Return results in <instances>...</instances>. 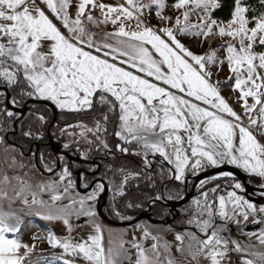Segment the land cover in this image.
Segmentation results:
<instances>
[{
	"label": "snow or ice",
	"instance_id": "6c2138e0",
	"mask_svg": "<svg viewBox=\"0 0 264 264\" xmlns=\"http://www.w3.org/2000/svg\"><path fill=\"white\" fill-rule=\"evenodd\" d=\"M72 6L73 0H0V133L15 131L18 121L22 137L43 140L50 124L44 114L47 105L41 111L33 104L26 114L14 109H23L30 100L50 102L60 118L51 135L59 132L69 138L63 149L75 145V154L83 159H115L119 152L140 157L142 163L135 169L105 163L102 178L95 177L100 169L93 164L88 169L93 178L81 171L77 184L75 161L63 153L41 150L37 163L31 148L25 157L23 145L6 146L4 152L12 155L4 156L6 167L0 169V264H38L45 254L33 256L36 240L62 250L45 264H77L78 259L84 264H123L131 261L126 244L136 252L134 264H175L171 245L161 243L162 237L147 225L134 226L141 231L139 240L133 234L125 241L123 233L108 229L106 241L96 204L107 190V210L121 221H131L134 218L121 207L140 209L145 201L154 207L157 201L182 200L190 175L225 164L241 170L264 199V0H233L227 19L213 15L222 6L220 0H174L172 7L179 12L174 20L163 14L167 0H76L74 15ZM153 7L163 26L145 23V12ZM192 16L198 21L193 23ZM109 24L112 31L89 28ZM180 36L202 38V45L209 38L222 43L196 54ZM221 49L226 53L222 59ZM225 63L230 75L213 82L212 68L219 71ZM221 84H231V97L221 94ZM69 115L77 119L61 127L60 120ZM132 181L162 190L121 206L119 200L128 195ZM171 182L175 184L170 187ZM78 187L91 191L82 195L75 191ZM195 187L198 195L180 211L183 222L196 231L176 233L177 251L186 250L196 264L200 257L209 264H233L231 253L241 254L239 264H264V203L251 198L255 193L245 195V185L231 171L206 175ZM64 199L68 203L61 205ZM32 217L61 222L67 235L48 230L46 236H33L32 244L23 242L19 233ZM72 217L86 218L92 228L86 239L72 236ZM249 222L260 227L246 231ZM230 225L248 242L234 238ZM149 238L153 243L145 247L143 241ZM253 238L258 247L251 243Z\"/></svg>",
	"mask_w": 264,
	"mask_h": 264
},
{
	"label": "rangeland",
	"instance_id": "374dc122",
	"mask_svg": "<svg viewBox=\"0 0 264 264\" xmlns=\"http://www.w3.org/2000/svg\"><path fill=\"white\" fill-rule=\"evenodd\" d=\"M123 3H124V0H121ZM174 3V0H167V6L166 8L164 9V12L163 14L165 16H171L173 18V20L175 19V16L179 14V12L177 10H175L172 5ZM110 4H116V3H113L111 2ZM154 14H153V13ZM144 21L146 24H149L150 26H156V27H160V26H163L161 24V22H159L156 17H155V8L153 7L152 11H146L145 12V15L143 17ZM191 21L193 23L197 22L198 21V16H192L191 18ZM134 21H133V25H134ZM89 28L91 31H99L100 29H97L95 27H92L91 25H89ZM108 29L107 30H111V28L108 26L107 27ZM182 41V43H184L187 47L190 48V50H192L193 52H195L196 54H203L204 52L208 51L209 49V45H211L212 48H217L221 43L222 41L219 39V38H209V42L207 43H204L203 45L201 44V39L202 38H197V37H188V36H180L179 37ZM228 38L226 37L225 38V41L227 40ZM226 55V53L221 49L219 52H218V56L222 59L224 58V56ZM212 71L214 73L213 75V82H215L216 80H221V81H224L227 79V77L230 75L229 71H228V68H227V64L225 63L224 65L221 66V68L219 69V71L216 69V68H212ZM218 72V74H217ZM234 82V81H233ZM221 94L223 96H225V98H229L233 95L232 91H231V84H221ZM235 95H238V93H236ZM238 112L241 111L240 107L238 104H236L234 102V100L232 99H229L228 101ZM249 102H251V100H249ZM50 103V102H49ZM35 104L37 108H39L41 111H43V104H39V103H28L27 105V108H26V111H25V114L28 112L29 110V107L31 105ZM1 106V105H0ZM49 115L48 117H50V124L49 125H46L48 127L47 128V134L50 133L48 136L46 134V128L44 129V139L43 141L46 139L48 141V144H47V149L42 146L39 150V152L41 150L45 151L46 153L47 152H51L53 154H58V153H62V151H60V149L62 148V144L68 140L69 138L67 137V135L61 137L59 132L56 133V137H53L51 135L53 129H52V126L51 125H55L57 123V120L60 119L59 116H58V113H57V120L54 121L53 123H51V115H52V111L49 109L48 111ZM256 113H254L255 115ZM47 116V115H46ZM31 119V118H29ZM64 120L61 119L60 120V126L63 127L64 125ZM245 123H247V120H245ZM27 130V129H25ZM4 133H0V136L3 137V140L5 138ZM48 137V138H47ZM49 137H51L53 140L50 141ZM11 140H13L14 138L13 137H9ZM13 138V139H12ZM114 139V138H113ZM5 143L4 144H0V169H3L6 167V165L3 163V159H4V156L5 155H8V156H11L12 153H5L4 152V148L8 145H11L8 141L4 140ZM13 141H15L16 143V147H20V139H14ZM56 143H58L59 145H61V147L59 148V151L60 152H56L53 150V148H55V145ZM116 143V141L112 142V144L114 145ZM83 147V145L81 146ZM62 150H66V149H63ZM69 151H73L75 150V145L72 146V149H67ZM66 150V151H67ZM21 151H24L23 148H21ZM26 151H24L25 153ZM68 152V151H67ZM119 152H115V154H118ZM39 154V153H38ZM38 154H37V157H35L34 159L36 160V162L38 163ZM75 154V153H74ZM29 155H27L25 153V157H28ZM94 156V155H93ZM92 156V157H93ZM67 159L69 161H77L78 159H83L81 157H79L78 155H71L69 153H67ZM117 156H115L116 158ZM78 158V159H77ZM150 159L152 157H149ZM19 159V157H18ZM94 158H91L89 160H93ZM156 159L158 160L159 157H156ZM86 160V159H85ZM115 163L114 159L112 157H109L107 161H102V162H99L97 161L96 163H94L95 165H98L99 166V169L100 171H96L95 172V177L96 178H99V177H102V173H103V170H104V165L105 163ZM142 163V161H141ZM76 164V163H75ZM226 165V164H225ZM89 166L90 164L88 165H84V168H87L89 169ZM102 166V168H101ZM231 166V165H229ZM78 167L76 169V166L72 168V172H73V179L76 180L77 179V174L78 172L80 173L81 171H84L86 172V174L89 176V178H91V176H93L92 172L90 171H87V170H83V168L81 169L82 165L78 164ZM42 170V169H41ZM89 172V173H87ZM21 175H23V172H20ZM33 175L34 177L36 178H39L35 173L31 174ZM214 175V174H212ZM45 179L48 178V174H45V176L43 177ZM53 179H58V177H56L54 174L52 176ZM193 178L194 176H189L188 177V181H189V185L184 189L185 191H181V196H183L182 194L185 193V192H189L190 190V185H192L191 183H193ZM77 181V180H76ZM106 183V181H104ZM220 183H223L222 181H219ZM199 183V182H198ZM197 183V184H198ZM247 183H248V178H247ZM248 185L250 186H254L253 184H249ZM211 186V185H209ZM80 188V189H79ZM77 188L75 191H79L82 195L83 194H86L87 192L91 191V188L89 189H86L84 190L83 187H79ZM60 191L62 192V188L60 189ZM75 194V192H73V195ZM259 194V193H258ZM103 195V193L101 194ZM198 195V190L197 188L195 187L193 193H192V196L190 197V199L188 200L187 203L183 204L184 206L189 204V202L192 200L193 197L197 196ZM43 198L45 200H48L49 199V196L47 194H45L43 196ZM111 199V192L107 191L106 192V195L105 197H101L100 196V199L98 200L97 204H96V210H97V213H98V208L100 207L101 208V211L102 213L107 216L110 220L114 221V222H117V221H120V222H127L128 220H124V221H121V220H114L112 217H110V212L107 210V206H108V203ZM262 199V198H261ZM263 200V203H264V199ZM173 201H176L175 199L174 200H161V202L165 205V207L163 206V212L160 213L161 215L156 217V214H154V211L150 210V206H143L142 209H140V212H143V211H146L147 214L149 215V217L152 219V221L146 219V218H142L140 220H138L136 223H133V224H120V225H114V224H111L109 222H106L104 221L98 214L97 216V222L105 229V240L107 241V236H108V229H111V230H114L117 234L119 233H123V236L122 238L125 240V241H131L132 239V236L133 234H135V236L137 237V240H139L140 236H141V231L140 230H137L135 229V225L136 224H141V225H147L149 230L151 231V233L153 235H157L159 234L162 239H161V243H163L164 241H167L171 247H170V252H169V255L170 257L175 261V264H196V262H192L190 260V257H188L187 255V251L185 250V252L181 253V252H178L177 251V245L179 244L178 241H176L175 239V235L177 232H184L185 230H188L190 231L188 228H191L193 229L194 231L196 230L195 228L193 227H190V226H187L183 221L185 219V217H182V214H181V209L183 208L181 206L177 207L175 210H172L171 208H169L168 205H170L171 202ZM68 203V200L67 199H64L62 201H60V204L63 205V204H67ZM167 204V205H166ZM17 207H19V205H16ZM164 208H167L168 210H165ZM139 214H136L135 216H132L134 219L136 217H138ZM160 218V219H159ZM118 219V218H117ZM168 220H170V222H168ZM163 221V222H161ZM71 223L73 224V232H72V236L74 238H76L77 240H80V239H86L87 238V235L91 233L92 231V228L90 225H88L86 223V218L82 217L80 218L79 220H77L75 217H72L71 218ZM251 224V223H250ZM234 228V232L236 233H239V230L234 226L232 225ZM246 226V225H245ZM244 226V227H245ZM169 227H171V230H169ZM259 228V227H258ZM257 228V229H258ZM257 229H250L248 231H257ZM48 230H51L52 232H54L57 236H64V235H67V231L66 229L64 228L63 224L59 221L57 222H48V221H44V220H41L39 219L38 217H32L31 218V223H26L23 227H22V230L21 232L19 233V239H21L23 242L25 243H28V244H32L34 241L32 240V237L35 236V235H45L47 234V231ZM240 234V233H239ZM10 235V238H11V234ZM234 235V234H233ZM245 237V236H244ZM121 237L119 235L115 236L114 239H116L117 241L120 239ZM37 247H36V250L35 252L33 253V256L34 257H39V254L40 253H44L45 255L43 256V258H39L38 260V264H45V261L47 259H50L51 258V254L52 253H56L57 255L61 253V249L60 248H56V249H53L51 248L47 241L44 240V241H41V240H36L35 241ZM153 243V241L149 238L147 240H144L143 241V244L145 247H150V245ZM251 243L252 244H255L257 245L258 247V244H257V241L255 240V238H253L251 240ZM126 248H129V255L131 257V261L129 260H125L123 262V264H134L135 262V259H136V252L134 249H131L130 246L128 244L125 245ZM231 247V246H230ZM185 248H186V242H185ZM161 253H162V258H163V249H161ZM206 260L203 258V257H200L199 258V263L198 264H203ZM240 262V260H239ZM77 264H84V262L82 260H77ZM209 264V262H208ZM239 264V263H237Z\"/></svg>",
	"mask_w": 264,
	"mask_h": 264
},
{
	"label": "trees",
	"instance_id": "16d2710c",
	"mask_svg": "<svg viewBox=\"0 0 264 264\" xmlns=\"http://www.w3.org/2000/svg\"><path fill=\"white\" fill-rule=\"evenodd\" d=\"M220 2H221V5H222L221 8L215 10L213 15H214V17H216L218 19H227V18L230 17V12H231V9H232V6H233V0H220ZM247 2L248 3H254L255 0H247ZM48 111H49V109H48ZM48 111L46 113H44L47 116L49 115ZM51 118H52V115H51ZM76 119H77L76 117L69 115L63 120L65 122H67V123H73V122H75ZM23 139L25 140V142L27 144H30L33 141V140H29L27 138H23ZM38 141L45 142L43 144H44V147L47 149L48 141L46 139L44 141L43 140H38ZM114 141H115V139L112 138L110 140V143H112ZM115 156H117V157L114 159L115 163L114 162L113 163L116 164L117 166L120 165V164H125L128 167L135 169V168H137L138 166L141 165V158L140 157H134L132 155L125 156V155H123L121 153L115 154ZM92 158H94L93 160H96V161H99V162H102V161L105 162V161L108 160L109 157H106L105 159L102 160V159H100L99 156H95L94 155ZM153 167H155V165H153ZM101 168H102V166H101ZM103 172H104V170H103ZM108 175L111 176L112 174L108 173ZM253 179L255 180V178H253ZM137 183H140V187L139 188L135 187V185ZM174 184H175V182H171L169 184V186L171 187ZM157 190H162V189H149V188L145 187V185H144V183L142 181H132V182H130V184L128 186V189H127L128 195L123 197V198H121L119 200V203L122 206L129 199H131L133 203H139L141 201H145V196L143 195V193H147L148 196H155ZM184 191L185 190H183V192ZM143 206H146V207L150 206V210L154 211V214H156V217L161 215L160 213L163 212V210H162L163 206L165 207V205L161 201H157L156 205L154 207L150 203L145 201L143 203ZM182 207H184V205ZM140 209H142V208H140ZM140 209L124 210L123 207H121V210L124 212V214L125 215H129V216H135L136 214H139ZM164 209L168 210L167 208H164ZM110 217H112L114 220H119L116 217H114L112 214L110 215Z\"/></svg>",
	"mask_w": 264,
	"mask_h": 264
},
{
	"label": "water",
	"instance_id": "95a60500",
	"mask_svg": "<svg viewBox=\"0 0 264 264\" xmlns=\"http://www.w3.org/2000/svg\"><path fill=\"white\" fill-rule=\"evenodd\" d=\"M28 103H41V104L47 105V106L50 107L51 110H52V115H53V116H52V121H51V123H53V122L56 120V117H57V110L54 108L53 105H51V103H49V102H45V101H31V100L28 101L27 104H28ZM9 107H12V106L9 105ZM23 109H24V108H23ZM23 109H21V110L19 109V110H20V111H23ZM16 110H18V109H16ZM49 139H50V141H52V138H51V137H49ZM53 150L56 151V152H60V151H59V144H58V143H56L55 148H53ZM62 153L65 154V155L67 154V152H65V151H62ZM77 159H78V158H77ZM78 160H81V159H78ZM217 171H231V172H233V173L236 175V177H237V178H238V179H239V180L245 185V187H246V189H247V192L245 193V195H247V194H249V193H254L255 191H260V190H259L258 188H256L255 186H250V185H248V183H247V176H246L244 173H242L241 170L234 168V166L222 165V166L220 167V169H207L205 172H202L199 176H194V178H193V183H192V185H191V187H190L189 192H185L184 195H183L184 199H182V200H176V201L171 202L170 205H168L169 208H171L172 210H175L177 207H179V206H181V205L187 203L188 200L190 199V197L192 196V193H193V191H194V189H195V185L199 182V180H200V179H204L206 175L210 176V175H212V174H216ZM76 180H77V184H79V172H78V174H77V179H76ZM78 188H79V187H78ZM79 189H80V188H79ZM84 190H86V189H84ZM106 192H107V190L103 193V195H101L102 198L105 197ZM251 198H252L253 200H255L258 204H259V203H263V200L261 199V197H260L259 194H257V193H256L254 196H252ZM99 199H100V198H99ZM166 205H167V204H166ZM98 214H99V216H100L104 221L109 222V223L114 224V225H120V224H133V223H136L138 220H140V219H142V218H146V219L152 221V219L149 217V215L147 214L146 211L141 212V213L138 215V217H136L135 219H133V220H131V221H127V222H120V221L114 222V221L110 220L107 216H105V215L102 213L100 207L98 208ZM161 222H163V221H161ZM168 222H170V220H168ZM246 227H247V228H252V229H253V228H258L259 226H258V225H250V226H246Z\"/></svg>",
	"mask_w": 264,
	"mask_h": 264
},
{
	"label": "flooded vegetation",
	"instance_id": "af4514ba",
	"mask_svg": "<svg viewBox=\"0 0 264 264\" xmlns=\"http://www.w3.org/2000/svg\"><path fill=\"white\" fill-rule=\"evenodd\" d=\"M2 106V105H1ZM11 106V105H10ZM27 106L28 105H26L25 107H24V109H23V111H21L22 113H25V111H26V108H27ZM14 110H16V109H14ZM21 110V109H20ZM19 109H18V111H20ZM53 116V115H52ZM51 120H52V118H51ZM56 120H57V117H56ZM55 120V121H56ZM18 121L16 122V130L15 131H12V129H9L5 134H4V136H5V138H4V140H6V141H8L11 145H13V144H15L16 145V143H15V141H13L14 139L16 140L17 138L18 139H20V141H21V143H20V145H23V150L24 151H26L25 153L27 154V155H30V153L27 151V149L28 148H31L34 152H36L37 154L39 153V150H40V148L42 147V146H44V144L43 143H45V142H40V141H38V140H33L30 144H27L26 142H25V140L23 139L24 137H22L21 136V134H20V130H19V126H18ZM54 124V123H53ZM52 126V125H51ZM46 127H48V126H46ZM45 127V128H46ZM46 134H47V128H46ZM50 133H48L47 134V136L49 135ZM9 137H13L12 139L13 140H11ZM48 138V137H47ZM53 140V139H52ZM61 147V145H59V148ZM60 151H65V152H67V153H69V154H71V155H75L74 153H75V151L73 152L72 150L71 151H69V150H62V148L60 149ZM65 155V154H64ZM65 156H67V154L65 155ZM97 161L96 160H89V159H81V160H77V161H75V165H76V169L77 168H79L78 167V164H80V165H82V167H81V169L83 168V170L85 169V170H87L88 171V169L87 168H84V165H88V164H90V165H93L94 163H96ZM78 170V169H77ZM91 172V171H90ZM87 173H89V172H87ZM93 174V173H92ZM93 178V176H91V178H89L90 180ZM99 178H102V177H99ZM231 232L233 233V234H236L235 232H234V230H233V228H231Z\"/></svg>",
	"mask_w": 264,
	"mask_h": 264
},
{
	"label": "crops",
	"instance_id": "0c3cea01",
	"mask_svg": "<svg viewBox=\"0 0 264 264\" xmlns=\"http://www.w3.org/2000/svg\"><path fill=\"white\" fill-rule=\"evenodd\" d=\"M103 2L104 3H106V4H110L111 2H113V3H123L121 0H103ZM37 3H39V0H37ZM75 3H76V0H73V6H72V8H70V13L72 14V15H74V13H75ZM41 7H44V5H40ZM45 11L47 12V9H45ZM152 11V10H151ZM153 13V12H152ZM49 14V16H50V18H53V17H51V13H48ZM154 14V13H153ZM94 15H99V13L98 12H96V13H94ZM53 20H54V22H56L55 21V19L53 18ZM58 23V22H57ZM59 26V25H58ZM110 27L111 28V30H107L108 28L107 27ZM62 31H64L63 29H61ZM100 30H103V31H112L113 30V28H112V25H107V26H102V28L100 29ZM99 30V31H100ZM251 222H249L248 224H250ZM245 226V225H244ZM190 231H194L193 229H191V228H188ZM248 230H250V228H248L246 231H248ZM252 230V229H251ZM258 230V229H257ZM196 231V230H195ZM199 234V233H198ZM232 235H233V233H232ZM233 237L234 238H238V239H241V240H243V241H245V242H248V238L247 237H244L243 235H240L239 233H237L236 232V234H234L233 235ZM199 263V262H198ZM239 263V262H238ZM203 264H208V261L206 260Z\"/></svg>",
	"mask_w": 264,
	"mask_h": 264
},
{
	"label": "built area",
	"instance_id": "2783aa9c",
	"mask_svg": "<svg viewBox=\"0 0 264 264\" xmlns=\"http://www.w3.org/2000/svg\"><path fill=\"white\" fill-rule=\"evenodd\" d=\"M240 256H241V254H238V253H231L230 254V258H231L233 264H237L239 262Z\"/></svg>",
	"mask_w": 264,
	"mask_h": 264
},
{
	"label": "bare ground",
	"instance_id": "6f19581e",
	"mask_svg": "<svg viewBox=\"0 0 264 264\" xmlns=\"http://www.w3.org/2000/svg\"><path fill=\"white\" fill-rule=\"evenodd\" d=\"M254 193H255V194H256V193L258 194V193H259V191H255Z\"/></svg>",
	"mask_w": 264,
	"mask_h": 264
}]
</instances>
